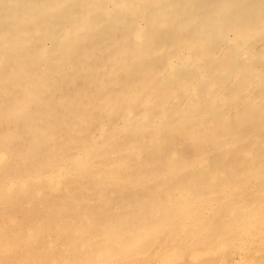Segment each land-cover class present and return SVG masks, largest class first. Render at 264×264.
I'll list each match as a JSON object with an SVG mask.
<instances>
[{"label":"bare ground","instance_id":"obj_1","mask_svg":"<svg viewBox=\"0 0 264 264\" xmlns=\"http://www.w3.org/2000/svg\"><path fill=\"white\" fill-rule=\"evenodd\" d=\"M0 264H264V0H0Z\"/></svg>","mask_w":264,"mask_h":264}]
</instances>
